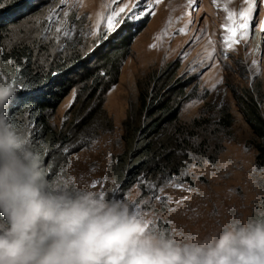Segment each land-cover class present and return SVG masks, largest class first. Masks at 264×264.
I'll use <instances>...</instances> for the list:
<instances>
[{"label": "rangeland", "instance_id": "rangeland-1", "mask_svg": "<svg viewBox=\"0 0 264 264\" xmlns=\"http://www.w3.org/2000/svg\"><path fill=\"white\" fill-rule=\"evenodd\" d=\"M24 1L10 8L3 1L0 23L10 24L11 40L25 41L33 48L36 61L63 64L62 77L75 82L50 120L56 128L73 115L64 121L66 110L78 99L79 74L104 53L108 57L121 47L125 51L119 53L122 60L117 81L103 95L102 110L112 123L111 130L77 152L63 176V167H58L56 175L62 182L56 183L51 173V186L64 187L69 179L80 182L86 172L102 175L110 158L123 150L121 124L129 104L136 101L150 77L159 74V78H165L166 88L188 82L186 96L179 104L180 120L202 115L209 119L213 116L210 120L216 122V112L225 106L231 126L223 135L229 131L214 162L191 163V186L165 183L151 198H142L140 190L133 187L126 191L135 198L133 206L146 215L150 224L158 227L168 223L175 235H205L234 217L248 220L254 206L264 199V171L254 168L251 131L236 101L243 89L260 86L264 109V0H142L136 11L148 2L151 14L139 19L122 16L123 23L112 35L124 34L126 22L141 27L129 41L120 38L121 42L109 40L112 35L102 40L106 18L120 7L131 8L136 0ZM249 9L253 10L248 32L240 34L229 47L225 42L229 14L238 19L241 11ZM77 108L78 104L74 110Z\"/></svg>", "mask_w": 264, "mask_h": 264}, {"label": "trees", "instance_id": "trees-1", "mask_svg": "<svg viewBox=\"0 0 264 264\" xmlns=\"http://www.w3.org/2000/svg\"><path fill=\"white\" fill-rule=\"evenodd\" d=\"M3 1L9 8L14 6L9 0ZM9 27V23H0V83L12 86L23 83L29 87L16 91L18 99H12L8 117L14 120L17 130L27 137L40 157L43 169H47L46 179L49 181L53 173L59 183L62 181L56 175L58 167H63V176L68 162L77 152L87 149L96 137L112 128L102 110L103 95L117 81L122 60L119 53L125 51L121 47L112 56L106 57L104 53L92 67L79 74L78 99L66 110L64 121L69 114L73 115L56 128L50 120L75 82L62 77L65 68L60 67L63 64L36 61L31 46L25 41L11 40ZM167 85L159 74L150 77L148 85L140 88L136 101L129 104L122 121L123 150L110 158L102 175L86 172L80 176V182L69 179L68 185L83 187L96 182V187L105 190L115 183L122 193L136 187L142 198H151L165 183L193 184L188 168L195 160H216L221 142L229 133L223 136L231 126V115L224 106L216 112V122L210 120L215 117L209 119L202 115L190 121L180 120L179 104L186 96L188 82L181 81L169 88ZM259 88L243 89L237 95L236 105L251 131L249 143L255 151L254 168L264 171V109ZM76 104L78 108L74 110ZM249 219L264 220V199L254 206ZM149 226L154 231L173 234L166 222L158 227L153 223Z\"/></svg>", "mask_w": 264, "mask_h": 264}, {"label": "clouds", "instance_id": "clouds-1", "mask_svg": "<svg viewBox=\"0 0 264 264\" xmlns=\"http://www.w3.org/2000/svg\"><path fill=\"white\" fill-rule=\"evenodd\" d=\"M123 27L109 40L141 26ZM16 91L0 83V264H264V220L234 217L205 235L166 234L115 183L51 186L8 117Z\"/></svg>", "mask_w": 264, "mask_h": 264}, {"label": "snow or ice", "instance_id": "snow-or-ice-1", "mask_svg": "<svg viewBox=\"0 0 264 264\" xmlns=\"http://www.w3.org/2000/svg\"><path fill=\"white\" fill-rule=\"evenodd\" d=\"M22 2H24V0H9V3L11 5H16ZM141 2L142 0H136V3L133 4L131 8L125 5L124 7H120L119 11H113V13L106 18V28L104 29L102 40H107L109 36L117 32L118 28L123 23V20L121 19L122 16L126 19H139L144 15H150L152 5L148 2H144V7L141 8L139 12L136 11L139 8ZM156 2L158 3L159 0H156ZM0 4H3V0H0ZM254 7L255 5H253V9ZM253 9H249L247 12L241 11L238 14V19H234L233 13L229 14L228 19L230 21V24L225 25V28L228 32V36L225 37V42L229 45V47H231L233 43H236L238 41V37L240 34L248 32L251 24V11ZM261 27L262 30H264V22H261ZM13 87L16 90H21L23 88L29 87V85L23 83H15L13 84ZM15 99H18V97H15ZM8 107H11V103ZM11 123L15 126L14 120L11 121ZM65 151L67 152L68 149H65ZM92 186L96 187V182H94ZM176 187H183V185L178 183Z\"/></svg>", "mask_w": 264, "mask_h": 264}]
</instances>
